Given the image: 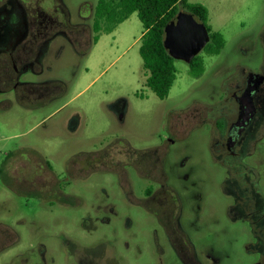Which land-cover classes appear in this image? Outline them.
Returning <instances> with one entry per match:
<instances>
[{
	"label": "rangeland",
	"instance_id": "374dc122",
	"mask_svg": "<svg viewBox=\"0 0 264 264\" xmlns=\"http://www.w3.org/2000/svg\"><path fill=\"white\" fill-rule=\"evenodd\" d=\"M65 1L75 10L85 0ZM90 1L94 5L96 0ZM188 1L207 7V25L222 33L225 43L218 54L209 55L205 49L199 52L204 72L197 79L190 75L188 63L175 59L176 79L165 99L145 85L139 54L144 29L136 12L112 31L101 32L85 57L64 54L52 71L42 75L61 78L67 84L58 100L33 108L17 102L12 93L0 95V226L12 225L18 233L17 240L0 252V264H43L41 246L48 262L53 256L55 264H74L72 256L67 259L69 240L89 244L102 234L118 260L128 243L132 264L138 263L134 248L139 242L142 246L150 243L153 230L150 217L133 199L141 195L146 181L132 175L136 195L127 197L114 175L97 173L66 180L62 167L73 152L99 148L119 138L138 148L157 144L171 107L216 102L221 82L233 67H256L262 56L264 0ZM88 21L91 23L92 17ZM29 78L41 77L29 74ZM120 101L126 102L122 123L113 111ZM71 118L78 122L69 124ZM211 143L212 132L204 123L191 127L169 145L165 162L168 181L181 195H205L200 202L204 209L187 222L201 261L246 264L252 260V249L245 244L247 233L221 208L219 195H227L221 183L226 171L214 157ZM260 143L264 148V137ZM32 156L49 160L62 189L76 193V198L62 204L55 195L39 198L35 189L25 188L30 176L25 167L34 164ZM207 202L212 210L205 208ZM153 255L150 250L141 252L144 260Z\"/></svg>",
	"mask_w": 264,
	"mask_h": 264
},
{
	"label": "flooded vegetation",
	"instance_id": "af4514ba",
	"mask_svg": "<svg viewBox=\"0 0 264 264\" xmlns=\"http://www.w3.org/2000/svg\"><path fill=\"white\" fill-rule=\"evenodd\" d=\"M98 1L92 5V1L85 0L73 10L65 0H0V95L12 93L17 102L33 108L62 97L67 91L65 81L42 75L52 71L64 54L86 56L99 32L94 25ZM260 40L262 56L256 67H233L221 82L216 102L195 101L181 108L171 107L157 144L138 148L126 138H119L99 148L77 150L64 163L62 172L66 180L97 173L114 175L127 197L136 195L132 175L146 181L141 195L133 199L152 221V238L144 246L142 242L135 246L134 252L139 256L135 264H204L187 222L204 209L200 202L205 195H181L169 183L165 169L169 145L191 127L204 123L209 124L212 132V153L226 171L221 183L227 195H219L221 208L240 231L247 233L245 244L252 249L253 256L246 264H264V148L260 143L264 137V28ZM29 74L41 78L30 79ZM201 75L192 76L197 79ZM125 108L124 101L113 106L121 123ZM70 122L78 121L71 118ZM32 158L34 164L25 167L26 172L30 171L25 188L35 189L39 198L55 195L62 204L76 198V193L62 189L49 160ZM205 208L214 207L207 202ZM9 237L8 243H3ZM17 238L12 225H1L0 252ZM68 246L67 259L72 256L74 264H132L129 244H124L118 260L104 234L89 244L69 240ZM142 250L155 255L144 260ZM45 251L41 246L43 264H55L53 256L49 262L46 260Z\"/></svg>",
	"mask_w": 264,
	"mask_h": 264
},
{
	"label": "trees",
	"instance_id": "16d2710c",
	"mask_svg": "<svg viewBox=\"0 0 264 264\" xmlns=\"http://www.w3.org/2000/svg\"><path fill=\"white\" fill-rule=\"evenodd\" d=\"M180 10L192 13L205 23L210 34V41L205 45L206 53L218 54L225 40L219 31H211L207 25L208 9L202 3L188 0H99L95 7L94 25L99 32H110L120 22L126 20L133 12L137 13L143 25L140 36L139 54L145 70V85L159 99H165L176 79L175 59L164 47L165 28ZM102 25L104 29H102ZM191 74L199 76L204 71L203 60L196 55L190 62Z\"/></svg>",
	"mask_w": 264,
	"mask_h": 264
},
{
	"label": "water",
	"instance_id": "95a60500",
	"mask_svg": "<svg viewBox=\"0 0 264 264\" xmlns=\"http://www.w3.org/2000/svg\"><path fill=\"white\" fill-rule=\"evenodd\" d=\"M209 41L205 23L192 13L180 10L166 26L163 43L174 59L190 63Z\"/></svg>",
	"mask_w": 264,
	"mask_h": 264
}]
</instances>
